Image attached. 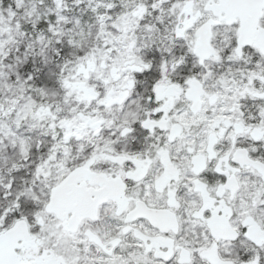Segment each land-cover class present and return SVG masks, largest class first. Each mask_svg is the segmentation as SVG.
<instances>
[{"label": "snow or ice", "instance_id": "6c2138e0", "mask_svg": "<svg viewBox=\"0 0 264 264\" xmlns=\"http://www.w3.org/2000/svg\"><path fill=\"white\" fill-rule=\"evenodd\" d=\"M0 264H264V0H0Z\"/></svg>", "mask_w": 264, "mask_h": 264}]
</instances>
